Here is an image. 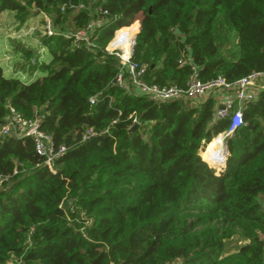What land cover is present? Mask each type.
Instances as JSON below:
<instances>
[{
	"label": "trees",
	"instance_id": "obj_1",
	"mask_svg": "<svg viewBox=\"0 0 264 264\" xmlns=\"http://www.w3.org/2000/svg\"><path fill=\"white\" fill-rule=\"evenodd\" d=\"M23 1L0 0V12L23 23L35 6L61 30L99 16L95 6L61 12L67 0ZM100 5L107 23L93 50L41 35L49 55L35 65L33 49L12 42L10 64L37 71L27 81L0 60V123L7 106L26 117L36 106L41 128L66 146L54 173L29 137L0 138V175L8 176L0 186V264H264V90L244 105L243 125L225 137L227 156L213 167L200 151L229 126L213 119L215 99L159 103L120 88L118 58L103 49L116 29L136 30L139 21L133 59L147 64L146 82L183 85L191 64L201 79L234 80L264 70V0ZM186 56L191 64H179ZM88 127L95 134L82 140ZM233 235L243 241L224 255Z\"/></svg>",
	"mask_w": 264,
	"mask_h": 264
},
{
	"label": "built area",
	"instance_id": "obj_2",
	"mask_svg": "<svg viewBox=\"0 0 264 264\" xmlns=\"http://www.w3.org/2000/svg\"><path fill=\"white\" fill-rule=\"evenodd\" d=\"M19 1L24 4L23 0ZM103 1L105 0H86L85 2L72 3L71 0H67L66 3L59 5L61 12L65 11L67 7L89 10L95 6L94 8L99 13V16L91 18L84 26L76 30H61L53 24L50 14L35 6L31 7L32 14L23 23L15 22L13 18L6 27L0 29V60L10 70L7 74L18 76L20 80L27 81L33 78L37 72L34 69L30 74L25 73L22 70L15 69L10 64L11 57L8 52L13 50L11 47L12 42H21L25 47H31L33 56L30 62L35 65L44 63L49 55L39 38L41 35L46 37L61 35L66 39H70L75 47L84 46L87 51L93 50L97 46L95 40L98 36V30L107 23L104 17L106 10L102 9L100 5ZM97 2L99 3L98 5H96ZM130 25L132 24L116 29L113 37L103 47L105 52L118 58V66L113 78L114 84L159 103L182 101L195 106L207 98H214L213 119H228L229 126L225 131L215 135L211 141L214 138H218L221 150L226 151L225 137L243 125L242 113L244 105L254 100L260 90H264V70L252 71L234 80H227L222 75L201 79L196 67L191 64V59L186 56L180 58L178 62L179 64H191L192 72L183 85H159L146 82L143 77L147 64L138 62L133 59V55L131 56V52L133 54L131 44L134 46L138 29L130 36H122L120 39L116 38L117 30ZM98 99L97 94L90 96L88 98L89 104L93 105ZM43 117L44 114L36 106L32 107L31 115L28 117L12 106H7V112L0 123V138L6 136L15 138L29 137L32 140L35 153L41 156L43 164L51 172L55 173L56 160L64 154L66 146L54 145L51 135L41 128ZM134 123L139 124L135 117L133 118ZM104 131L107 132V128ZM94 134L93 128L88 127L81 135V139L86 140ZM206 149L207 145L200 151V155L209 165L216 166V164L222 165L224 163L221 152L217 155V160L213 161L210 158V154L205 152ZM7 178L8 176L0 175V186Z\"/></svg>",
	"mask_w": 264,
	"mask_h": 264
},
{
	"label": "rangeland",
	"instance_id": "obj_3",
	"mask_svg": "<svg viewBox=\"0 0 264 264\" xmlns=\"http://www.w3.org/2000/svg\"><path fill=\"white\" fill-rule=\"evenodd\" d=\"M137 19L139 20V16H136ZM11 13L10 12H3L0 14V26L1 27H6L8 23L11 21ZM139 22V21H137ZM139 30V24L136 30ZM114 35V34H113ZM113 37V36H112ZM209 151V148H207L206 153ZM214 161V160H213ZM221 165V164H220ZM213 166V165H212ZM214 167V166H213ZM243 240L238 236V235H233L232 237L226 239V245H225V250L223 251V254L226 255L230 252H233L236 250L237 246L242 242ZM8 264H12L11 262Z\"/></svg>",
	"mask_w": 264,
	"mask_h": 264
},
{
	"label": "bare ground",
	"instance_id": "obj_4",
	"mask_svg": "<svg viewBox=\"0 0 264 264\" xmlns=\"http://www.w3.org/2000/svg\"><path fill=\"white\" fill-rule=\"evenodd\" d=\"M135 29L132 27H123L120 30H117L116 32V38L120 39L122 36H130L132 33H134ZM216 140V141H215ZM215 141L212 145L208 147V145L212 142ZM212 141H210L207 144V148H209V151L207 153L210 154V158L214 161L217 160V155L221 152V147L219 146V139L214 138ZM207 151V149H206ZM205 151V152H206Z\"/></svg>",
	"mask_w": 264,
	"mask_h": 264
},
{
	"label": "crops",
	"instance_id": "obj_5",
	"mask_svg": "<svg viewBox=\"0 0 264 264\" xmlns=\"http://www.w3.org/2000/svg\"><path fill=\"white\" fill-rule=\"evenodd\" d=\"M7 11L11 13V18H10V20H12L13 17H14V16H13L14 13H13L12 11L4 10V11L0 12V14H2L3 12H7ZM10 22H11V21H10ZM10 22H9V23H10ZM1 28H2V27L0 26V29H1ZM0 46H1V44H0ZM8 51H9V50H8ZM11 53H14V51L12 50V52H8V55H9L10 57H11ZM14 58H15V56L12 57V59H14ZM9 72H10V70L7 69V70H6V73H9Z\"/></svg>",
	"mask_w": 264,
	"mask_h": 264
},
{
	"label": "water",
	"instance_id": "obj_6",
	"mask_svg": "<svg viewBox=\"0 0 264 264\" xmlns=\"http://www.w3.org/2000/svg\"><path fill=\"white\" fill-rule=\"evenodd\" d=\"M133 47V45L131 44V48ZM133 54H132V52H131V56H132ZM137 126V123H134L133 124V126L130 128V130L131 129H133V128H135ZM221 154H222V158L225 160V158H226V156H227V151H223V150H221ZM217 165H219V164H216V166Z\"/></svg>",
	"mask_w": 264,
	"mask_h": 264
}]
</instances>
